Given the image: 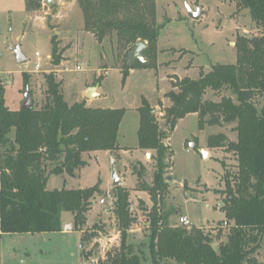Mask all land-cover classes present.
<instances>
[{
  "label": "trees",
  "instance_id": "trees-1",
  "mask_svg": "<svg viewBox=\"0 0 264 264\" xmlns=\"http://www.w3.org/2000/svg\"><path fill=\"white\" fill-rule=\"evenodd\" d=\"M85 18L84 27L99 43L116 36L128 58L139 41L146 44L145 63L125 65L123 84L132 70L157 69L160 36L156 0H77ZM248 9L252 19L264 30V0H232ZM29 10L40 8L41 0H27ZM235 64L213 65L199 79L186 77L166 94L170 101L161 116L145 98L139 107V148L155 151L153 183L144 179L146 169L135 166L138 184L148 193L153 207L147 210L149 253L153 264H258L264 242V33L252 38L240 35L236 42ZM187 52V51H186ZM55 65L63 61L57 37L52 39ZM49 87L42 107L12 111L6 105V89L0 84V237L3 234L62 232L63 213H71L76 230L88 223L93 199L101 194L98 186L87 189L49 191L53 174L75 176L84 168V155L99 151H119V129L126 109L94 108L86 100L73 105L65 101L55 74L46 75ZM30 84L24 78V86ZM230 90L231 96L209 100V92ZM189 114L199 118V129L235 124L237 142L226 145L224 133L209 137L210 147L227 149L237 156L238 171L226 176L225 223L230 225L227 241L222 230L217 235L192 226H171L170 215L162 206L170 192L173 151L169 143L179 121ZM164 122V124H162ZM14 133V137L11 135ZM167 144V145H166ZM54 165L52 170L49 168ZM170 175V176H169ZM113 213L122 232L120 249L108 251L103 264H143L127 246V233L137 221L130 203V192L121 186ZM83 238V237H82ZM87 239L83 238V243ZM220 242V243H218ZM1 264V258H0Z\"/></svg>",
  "mask_w": 264,
  "mask_h": 264
},
{
  "label": "rangeland",
  "instance_id": "rangeland-1",
  "mask_svg": "<svg viewBox=\"0 0 264 264\" xmlns=\"http://www.w3.org/2000/svg\"><path fill=\"white\" fill-rule=\"evenodd\" d=\"M41 2L40 8L30 11L27 0H0V84L6 89V105L12 111L20 110L24 92L30 88L33 104L42 107L49 90L46 75L54 73L67 103L73 105L86 100L94 108L127 110L119 130L118 144L123 150L115 154L117 170L121 177H126L125 188L130 192V203L137 220L127 233V246L140 256L143 264H153L147 226V210H151L153 203L146 193H134L141 186L131 168L138 159L145 161L143 153H152L151 159L145 163L144 176L148 185L153 183L156 153L138 148V109L142 99L151 105L156 104L152 105L157 111L155 114L161 116L163 107L158 100L169 91H178L174 83L186 77L197 80L202 71H210L213 65L235 64L238 36H261L264 30L252 19L248 9H240L232 0H156L160 27L158 68L135 70L123 84L122 72L128 58L119 47L117 37H108L99 43L88 33L77 0H55L48 6L45 0ZM188 6L194 10L202 9L205 14L200 20H194L188 15ZM54 36L64 58L58 66L52 57ZM19 44L29 60L27 64L19 65L12 52ZM37 53H40L44 65L39 70H36ZM26 75L30 81L28 87L24 86ZM96 85L101 88V97L88 99L85 91ZM231 95L226 89L219 94L210 91L206 98L219 101L221 96ZM164 101L168 107L170 101ZM234 127L235 124H225L200 131L199 118L193 114L179 121L167 142L174 152L173 170L167 171V174L172 173L171 189L162 206V213L170 215L171 226H180V218L186 216L192 226L206 233L215 231L212 233L217 235L222 230L221 241H227L230 225L225 223V195L222 191L226 189V176H233L238 171L237 156L227 146L210 147L208 140L212 135L224 133L228 142H237ZM193 143L198 144V148H192ZM201 150L208 151L209 156L204 158ZM112 159L111 153L104 150L86 153V166L77 170L75 176L53 174L48 180L46 188L49 191L100 188L102 193L93 199L88 223L81 231L76 230L73 215L63 213L64 227L73 226L70 233L7 234L0 242L3 262L103 264L108 251L120 249L123 237L113 213L117 189L112 186ZM104 199L105 203L101 204ZM82 237L87 239L86 243ZM259 251L258 264H264V242ZM164 264L176 262L166 260Z\"/></svg>",
  "mask_w": 264,
  "mask_h": 264
},
{
  "label": "water",
  "instance_id": "water-1",
  "mask_svg": "<svg viewBox=\"0 0 264 264\" xmlns=\"http://www.w3.org/2000/svg\"><path fill=\"white\" fill-rule=\"evenodd\" d=\"M55 0H45L46 5H51L54 3ZM205 14V11H203L202 9H197L194 10L193 8L188 6V15L193 18L194 20H200L201 17ZM146 44L139 41L135 44L134 48L131 50L129 56H128V61H127V66L129 68H132L133 64L136 61H139L140 63H145V57L144 54L146 52ZM12 52L16 55L17 58V63L19 65H23V64H27L29 62L28 58L26 57L25 54L22 53L21 51V45H17L15 46L14 49H12ZM177 84L180 85V80L177 81ZM100 86L96 85V86H92L90 88H88L85 92V95L88 99H98L100 97V94L98 93V89ZM24 101L22 103V109L23 110H32L34 109L35 104H33V97L30 91V88H26L25 92H24ZM157 111L156 109L153 111V113L155 114ZM230 142H226V145H229ZM192 148H198L197 144L193 143L191 144ZM202 155L205 157L209 156V152L208 151H203L201 150ZM112 186L115 188L121 187L124 184L123 179L119 176V172L117 170L116 167V160L112 159ZM223 205H221V209L223 208Z\"/></svg>",
  "mask_w": 264,
  "mask_h": 264
},
{
  "label": "crops",
  "instance_id": "crops-1",
  "mask_svg": "<svg viewBox=\"0 0 264 264\" xmlns=\"http://www.w3.org/2000/svg\"><path fill=\"white\" fill-rule=\"evenodd\" d=\"M135 70H138V69H135ZM135 70H132L131 71V73H133ZM130 73V74H131ZM172 80V79H171ZM86 92V91H85ZM170 92V91H169ZM98 93L100 94L101 93V88L99 87V89H98ZM85 94V93H84ZM166 94H168V93H166ZM166 94L164 95V98L163 99H159L158 101H159V104H160V102H162L163 103V105H164V108H165V101L164 100H167V99H165V96H166ZM100 97H101V94H100ZM170 104V103H169ZM153 106L154 105H156V104H152ZM169 106V105H168ZM193 115H195V114H193ZM196 117H197V115H195ZM139 127H140V125H139ZM120 130V129H119ZM139 130V129H138ZM137 133H138V131H137ZM118 136H119V134H118ZM170 138H171V136H170ZM119 140V139H118ZM119 143V142H118ZM119 145V144H118ZM197 146H198V144H197ZM138 148H139V146H138ZM119 151H117L118 153L119 152H122V150H123V147H121L120 145H119ZM139 150L140 151H143V152H149V151H144V150H141L140 148H139ZM108 152V151H107ZM117 152H108V153H111V156L113 157V159H117V155L115 156V154L117 153ZM144 154V157H145V161H143V160H140V159H138L137 160V163H136V165L134 164V165H132L131 166V168L133 169L135 166H140V165H142L144 168H145V163L149 160V159H151V157H152V153H143ZM121 158H122V156H121ZM117 167V166H116ZM135 169H133V175L134 176H136V178H137V184H138V176L135 174V171H134ZM119 172V171H118ZM146 173V172H145ZM119 176H120V174H119ZM121 177V176H120ZM122 179H123V181H124V184H123V186L125 187V185H126V177H121ZM144 179H145V176H144ZM139 190V189H138ZM146 193L147 195H148V193L147 192H145V191H143V190H139V191H134V193ZM132 193L133 192H131V195H132ZM148 197H149V200L151 201V199H150V196L148 195ZM59 233H65V234H67V233H70V232H67L66 230H65V227H64V229H63V231L62 232H59ZM37 234H47V233H37ZM36 234V235H37ZM32 235H35V234H32ZM4 236H7V234H3L1 237H0V242H2L1 240H2V238L4 237ZM0 258H1V264H5L4 262H3V258H2V255H1V243H0ZM23 264H29V261H23L22 262Z\"/></svg>",
  "mask_w": 264,
  "mask_h": 264
},
{
  "label": "built area",
  "instance_id": "built-area-1",
  "mask_svg": "<svg viewBox=\"0 0 264 264\" xmlns=\"http://www.w3.org/2000/svg\"><path fill=\"white\" fill-rule=\"evenodd\" d=\"M37 57H38V61H37V63H36V70H39V69L42 68V66H44V65H43V63H42V61H41V59H40V53H37ZM49 59H50V57H49ZM49 59H48V60H49ZM78 69H79V68H78ZM100 203H101V204H104V203H105V199H104V200H101ZM180 219H181V220H180V223H181L180 226H184V227H187V228H189V229H190V227H192V225H191L192 223H191L190 219H188V217H186V216H182ZM65 230H66L67 232H71V231L73 230V226H72V225H66V226H65ZM107 249H109V248H107Z\"/></svg>",
  "mask_w": 264,
  "mask_h": 264
}]
</instances>
